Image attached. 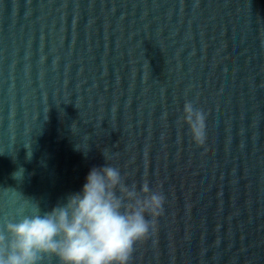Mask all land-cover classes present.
Here are the masks:
<instances>
[{"label": "water", "instance_id": "water-1", "mask_svg": "<svg viewBox=\"0 0 264 264\" xmlns=\"http://www.w3.org/2000/svg\"><path fill=\"white\" fill-rule=\"evenodd\" d=\"M106 163L166 197L129 264H264V0H0V230Z\"/></svg>", "mask_w": 264, "mask_h": 264}, {"label": "clouds", "instance_id": "clouds-1", "mask_svg": "<svg viewBox=\"0 0 264 264\" xmlns=\"http://www.w3.org/2000/svg\"><path fill=\"white\" fill-rule=\"evenodd\" d=\"M181 123L203 146L208 135L203 109L186 101ZM103 156L111 159L107 152ZM24 174L21 167L13 178L23 181ZM26 200L31 211L18 209L0 230V264H44L45 258L58 264H129L136 243L155 231L166 203L163 192L152 190L147 180L139 187L129 184L108 163L92 168L82 190L50 211Z\"/></svg>", "mask_w": 264, "mask_h": 264}]
</instances>
